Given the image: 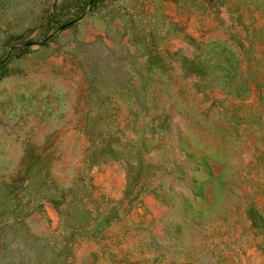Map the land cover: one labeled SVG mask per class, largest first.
<instances>
[{"label":"rangeland","instance_id":"1","mask_svg":"<svg viewBox=\"0 0 264 264\" xmlns=\"http://www.w3.org/2000/svg\"><path fill=\"white\" fill-rule=\"evenodd\" d=\"M0 264H264V0H0Z\"/></svg>","mask_w":264,"mask_h":264}]
</instances>
